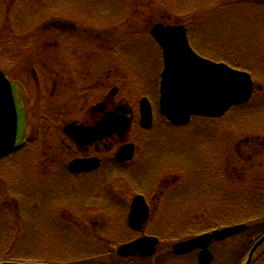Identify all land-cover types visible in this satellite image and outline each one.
Segmentation results:
<instances>
[{"label": "rangeland", "instance_id": "374dc122", "mask_svg": "<svg viewBox=\"0 0 264 264\" xmlns=\"http://www.w3.org/2000/svg\"><path fill=\"white\" fill-rule=\"evenodd\" d=\"M239 1L93 0L92 3H89L91 7H86L85 12L83 7H79L80 4H72L69 0H0V70L13 80L17 103L23 111L27 108L29 109L28 106H30V112L35 114L37 112L38 114L33 116L36 120L39 118L47 119L51 116L53 119L58 117L59 119L68 120L72 118L71 116L79 115L78 105H82V103L83 105L89 104L91 103L89 97L94 99L96 96V93L89 92H86L87 94L84 96H75L73 90L76 81L72 85L69 84L70 74L76 76L78 70L82 71L88 68L89 71L84 73L87 75L84 84L90 82V71H92L95 72L94 74L97 73L100 80L98 85L102 86L103 81L107 78H112L115 81L118 75L117 69L120 71L122 69L120 65L125 63L134 71L137 68L136 72L141 74L142 78L148 77L149 79L153 77L156 69L155 64L157 58H159V51L154 40L149 35V30L158 22L168 25H191L193 31L191 33L188 32L189 40L195 46L210 53V55L216 54L217 46L220 45L223 49H230V51L226 50L224 52L226 54L229 53L232 57H227L236 61L235 66H239L238 64L242 62H249L244 55L251 54L249 55L252 57L250 62L260 65V68H264V4L252 5L250 4L251 2L242 4ZM226 4H231L232 7L229 8L234 9L226 11L235 18L233 25L217 27L209 35H201L197 32L198 30L196 29L202 27L197 22L212 15L214 12L223 10ZM34 8H36L35 11ZM30 10L42 13L45 19L42 18L36 21L35 24L27 22L26 16L31 14ZM209 11L210 15H208ZM191 19H194V21ZM57 20H60V23L71 24L70 29L72 30L68 31L69 28L62 30L66 26L61 29L54 27L51 22ZM45 21L47 22L45 23ZM241 33L242 40L249 39V41H232L236 42L232 44L231 38L236 36L239 41ZM207 41L209 42L207 43ZM76 66L78 67L76 68ZM62 81L66 83L68 88L66 93L65 90L60 89ZM52 82L56 84L54 94L57 97L51 99L49 93ZM254 84L252 83L257 89L258 81L255 80ZM261 85L264 89V77L261 79ZM130 87V83L125 85L126 89L123 91V96L126 99L129 98L128 100L134 104L137 103L140 97L137 94L144 90L141 87L136 88L135 84L133 88L138 93L128 92ZM58 90L62 96L66 94V97H59ZM82 91L85 93V90L82 89ZM90 95L94 96L91 97ZM100 97L101 95L98 99ZM256 97L258 100L263 95L255 94L253 99ZM45 109H50L51 112L44 111ZM258 109L261 112L264 111V107H259ZM253 111L254 109H251L244 113L245 110L236 107L231 109L222 120L219 119L221 121H217L226 123V126L221 128L220 133L219 128L215 127L211 122L205 120L204 123L203 119L195 117L192 120L194 126L190 127V133L194 131L196 147L198 143H205L210 140V154L202 148L203 156H186L185 154L180 157L176 156L174 162H177L184 169L195 168L199 170L200 168H209L213 158L212 153L215 151V147L216 149L218 148L216 144L221 146V153L234 158L240 156L241 153H247L246 156H248V153L255 151L257 154L254 157L255 161L253 159L248 161V165H251L252 162L254 163L253 170H256L257 177H252L250 176L252 172H247L248 175L245 174L243 177V188L240 189V192H243L246 188L251 189L254 184H258L259 187L264 189V116L262 118L256 113L253 114ZM46 112L49 114L47 117L44 115ZM58 114L61 115V118ZM24 121L25 117L23 114V123ZM247 123L251 126L254 124L258 129L249 131L246 129ZM153 128L157 130L156 124H153ZM179 130L177 134L187 131V129L181 128ZM169 133L164 134V137L171 139L172 134ZM156 136L158 137V135ZM189 138L190 136L183 141L184 136L179 137L178 144L188 146V143L191 142ZM246 138L255 142L246 143L244 141ZM247 144H251V148ZM37 151L39 152L37 147L33 150L25 147L17 153L20 156H25L22 165L24 172L22 171L21 174L19 172L14 174L13 170H3L5 168L2 166L10 165L11 158H7L5 164L1 163L0 190L18 188L20 185L16 184L26 183L30 187L45 191L43 183L44 171L42 170L41 162H39L37 167L34 166L35 170H37L34 173H31L32 168L29 166V162H32V156L36 155ZM246 156H243L244 166L247 165V160L245 159L248 157L246 158ZM223 169L224 163L221 166V170ZM19 180H24V182ZM239 185L242 184L240 183ZM227 187L230 188L229 183H227ZM236 191L227 190L226 199L222 207L179 208L181 213L179 217L186 219L184 223L190 221L191 224H197L206 215L209 220H218L225 223L227 219L223 215L224 211L232 210L236 212L240 207L245 206L242 205L240 194L236 193ZM97 197L99 199V196ZM235 198L238 199L237 202ZM84 199V197H79L77 201ZM44 204L47 205L46 209L51 215L56 213V210L62 208V206L70 210L77 209L66 205L61 199ZM214 216H220V218H213ZM34 219L39 221L43 220V217H34ZM43 222L37 225L43 226L47 223ZM163 222L168 225L169 220L165 218ZM179 228L184 230L183 227ZM195 229H198V226L189 230L194 231ZM113 234V232H109V235ZM124 236H126V233ZM109 237L112 238V236ZM166 245L167 243L164 242L160 247L164 251L159 254L163 257V261L159 264H180V261L175 262V260L165 255ZM243 262L244 260L236 262V259H231L227 264H243Z\"/></svg>", "mask_w": 264, "mask_h": 264}, {"label": "flooded vegetation", "instance_id": "af4514ba", "mask_svg": "<svg viewBox=\"0 0 264 264\" xmlns=\"http://www.w3.org/2000/svg\"><path fill=\"white\" fill-rule=\"evenodd\" d=\"M64 26L66 27L62 30L66 28H69L68 31L72 30L69 23H62L59 28ZM125 65L127 64L122 63L120 65L122 69L120 71L117 69L118 75L115 81L107 78L102 86L98 85L100 80L97 73L94 74L95 72L92 71H90V82L84 84L87 76L84 73L89 71L88 68L82 71L77 69L76 76L70 74L69 84L72 85L76 81L73 90L75 96H84L86 92L96 93V96L94 99L89 97L91 103L78 105L79 115L71 116L72 118L69 116L68 120L62 119L60 114L58 115L61 119L58 117L53 119L51 116L36 120L33 116L38 115L37 112L31 113L29 110L31 107L28 106L24 124L21 112L18 110V123H21L22 133L26 126V134H24V141L19 144L21 147L14 152L25 147L30 150L37 147L40 154L37 151V154L32 156V162H29L32 168L31 173L37 171L35 167L41 162L48 200L64 199L66 205L79 209L81 219L91 226H86L83 230L90 228L98 231L97 229H100L107 235L113 232L114 234L109 236L114 238L107 239H110V246L114 249L116 244L121 243V239H118L125 233L130 234V241L141 237H155L158 239L155 244L157 252L162 242L178 237L180 224L191 226H203L208 223L222 224L223 222L218 220L207 219L206 215L197 224H191L190 221L184 223L186 219L179 217L181 214L179 208L222 207L227 190H237L236 193L239 194L242 186L239 184H243V177L245 174L248 175L247 172H252L250 174L252 177L257 176L256 170H253L254 163L248 165V161L254 160L257 154L253 151L248 153V156H246L247 153H241L235 158L225 156L221 153V146L216 144L218 148L215 147L212 153L213 158L209 168L196 170L181 167L174 162L176 156L185 154L186 156H203L202 148L210 154V140L205 143L200 142L196 147L194 131L190 133V127L194 126L192 120L195 117H191L188 122L171 123L166 121L161 113L158 115L155 112V109H159L160 81L164 68L162 58L156 62L155 73L149 79L142 78V75L136 72L137 68L134 71L129 65L127 67ZM52 83L49 93L51 99L57 97L54 94L56 84ZM127 83L131 85L128 92H135L133 88L135 84L136 88L141 87L144 90L140 93L135 92L140 96L137 103L132 104L129 98L126 99L123 96ZM60 89L67 92L68 88L63 81ZM58 96H62L59 90ZM62 97H66V94ZM143 97L148 99L154 118L149 129L142 127L140 120V101ZM44 111L51 112L50 109ZM44 115L47 117L49 114L46 112ZM198 117L203 119L204 123L206 120L217 126L219 133L225 126L224 122ZM101 122L122 129L121 131L110 129L99 131L98 125ZM153 124H156L157 130L153 128ZM180 128L187 131L177 134ZM166 133L172 134L171 139L164 137ZM181 136H184L183 141L190 136L191 142L188 146L178 144V138ZM20 137L22 136L18 128L17 140ZM245 142L255 141L245 140ZM248 145L251 148V144ZM122 147L128 148H124V151L118 155ZM130 150H133L132 154ZM15 153L5 156H9L13 167L17 168L19 160L24 156ZM243 156L248 157L245 159L246 166L243 163ZM6 157L1 158L0 163L5 162ZM223 163L224 169L221 170ZM227 183L230 188L227 187ZM138 195L146 204L148 217L142 227L136 231L128 225V213L134 197ZM79 197L85 199L77 201ZM235 200L237 202L238 199L235 198ZM98 209L110 211L100 216L102 212ZM165 218L169 220L168 225L163 222ZM209 218L211 219L210 216ZM213 218H220V216ZM107 225H113L115 228L110 226L109 232L106 233ZM206 229L210 227H204L202 230ZM192 233L196 234L198 231ZM82 235H85V232H82ZM174 256L177 258V255Z\"/></svg>", "mask_w": 264, "mask_h": 264}, {"label": "trees", "instance_id": "16d2710c", "mask_svg": "<svg viewBox=\"0 0 264 264\" xmlns=\"http://www.w3.org/2000/svg\"><path fill=\"white\" fill-rule=\"evenodd\" d=\"M69 1L75 5L80 4L79 7H83V11L86 12V7H91V4L89 3H92L93 0ZM240 1L242 4L247 2H251L250 4L252 5L264 4V2L261 1ZM229 7H232V5L226 4L223 10H216L218 12H214L212 15H210L209 11L208 15L210 16H207L205 19L202 18V20L197 22L202 26L200 29L195 28L198 30L197 32L201 35H209L213 29H216L217 27H228L233 25L235 18L226 11L234 9ZM35 10L36 8H34V11ZM205 12H207V10H205ZM30 13L31 14L26 16V21L29 23L31 22L35 24L36 21L42 18L45 19L43 17L44 15L40 12H33L30 10ZM45 17L47 18V16ZM192 21H194V19ZM186 27L189 33L193 31L191 25H186ZM209 41L211 42L210 39ZM209 41H207V43ZM232 41L247 42L249 39L242 40L241 33L239 41L236 36L231 38V43H236ZM191 44L198 53L203 54L214 61L227 63L230 66L248 71L252 74V77L258 81V88H255L252 99L248 103L238 106L237 108L245 110L244 113H246L247 110L254 109L253 114L256 113L263 118L264 111L261 112L258 108L264 107V89L261 85V79L264 77V68H260V65L250 62L252 57L249 55L251 54L244 55L249 62H240L241 64H238L239 66H235L234 64H236V61L229 58L232 57L229 53L226 54V52H224L226 50L230 51L229 48L223 49V47L219 45L217 46L218 49L216 48V54L210 55L207 51L200 49L193 43ZM255 94H262L263 97L258 100L257 97L253 99ZM255 103H257V105L254 106ZM157 112L159 115V111ZM246 129L249 131H255L258 127L254 126V124L251 126L247 123ZM19 151L20 150H16V152ZM19 163H21V160ZM22 171L24 172V168L20 167L18 172L21 174ZM14 174H17L16 171H14ZM16 185L20 186L18 188L4 189V191L0 190V262L117 264L114 248L110 246V239H107L108 236L100 229H97L100 232L99 234L90 228L83 230L86 226L89 227L90 225L81 219L79 209L70 210L67 207L62 206V208L56 210V213L51 215L46 209L47 205L44 204L49 202L48 197L46 196L47 193L44 190L30 187L26 183ZM242 188L243 184L241 186V189ZM239 194L240 199L243 202L242 205L245 206L240 207L236 212H233L232 210L224 211L223 215H225L227 219L226 224H205V227L211 228L232 225L231 223L238 222L248 224L247 228L238 236H233L229 239L213 244L215 257L211 264H227L231 259H236V262L245 261L250 249L249 240L252 238L257 239L264 234V189L259 187L258 184H254L251 186V189L246 188L243 192H239ZM57 199H51V201H56ZM61 201H64V199H61ZM34 217H43V220L36 221ZM42 221H44L43 223H47L43 226L37 225L42 223ZM105 229L107 233L109 227H105ZM82 232H85V235H82ZM186 232L188 234L190 233V230H187ZM183 238L185 237L178 236L177 238L165 241L172 242ZM162 261L163 257L157 255L150 259L141 260L133 258L125 260L124 262L122 261L121 264H159ZM179 261L180 264H196L194 260L192 261L190 259H179ZM251 264H264V243L254 252Z\"/></svg>", "mask_w": 264, "mask_h": 264}, {"label": "water", "instance_id": "95a60500", "mask_svg": "<svg viewBox=\"0 0 264 264\" xmlns=\"http://www.w3.org/2000/svg\"><path fill=\"white\" fill-rule=\"evenodd\" d=\"M150 34L161 48L164 59L160 107L169 121L187 122L192 115L219 117L230 107L249 101L253 88L250 75L196 54L189 46L184 26H164L158 23L150 29ZM141 109L143 125L149 127L151 110L145 98L142 99ZM103 122L98 126L99 131L105 129L121 131L122 129L108 126ZM16 133L17 114L11 84L0 71V155L14 146ZM146 217V206L141 197H136L129 214V223L137 229ZM244 229V225H237L215 230L178 242L173 245L172 250L175 254H183L200 248L198 262L208 264L212 258L208 249L212 240H222ZM155 242L154 238L138 239L120 246L118 253L123 256H147L153 253ZM263 242L264 235L253 243L245 264H250L254 250ZM0 264L38 263L0 262Z\"/></svg>", "mask_w": 264, "mask_h": 264}]
</instances>
